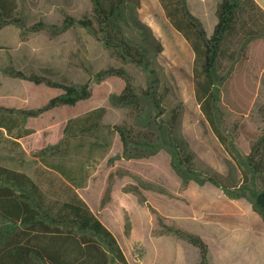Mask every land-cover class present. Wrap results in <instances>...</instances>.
Returning <instances> with one entry per match:
<instances>
[{
	"label": "trees",
	"instance_id": "obj_1",
	"mask_svg": "<svg viewBox=\"0 0 264 264\" xmlns=\"http://www.w3.org/2000/svg\"><path fill=\"white\" fill-rule=\"evenodd\" d=\"M90 2L91 11L81 17L66 14L60 23L37 21L27 29L32 32L45 30L55 38L71 28H83L121 65L102 68L81 83L27 73L12 64L2 68L7 76L62 90L39 107H0V112L20 116L22 123L28 117L39 116L57 106L75 105L90 98L92 81L104 86L107 100L106 104L67 119L63 125L42 131L50 137L60 128L61 136L57 140L44 141L38 134L34 137L33 157L68 182V197L50 198L26 171L0 163V264H129L113 232L75 189L87 184V178L97 166L98 156L111 147L113 134L120 140L121 152L109 157L107 163L149 158L164 151L183 188L192 182L212 184L230 199L245 198L264 221V128L259 132L252 131L243 121L235 120L230 132L226 131L221 105L222 91L236 75V59L245 56V47L241 46L239 54V50L228 49V41L240 29L249 43L264 37V10L255 0H219L215 8L216 23L212 33L207 35L202 22L188 8L187 0H158L166 18L193 51L195 99L214 135L232 158L227 172L223 173L204 160L184 135L185 104L175 93V86L164 74L159 61L163 43L150 25L139 17L141 0ZM17 7V0H0V28L15 24L23 29V38L27 16H19ZM225 59L230 60L228 66L222 64ZM125 65L140 72L141 83ZM249 89V83H245L240 95L249 97ZM243 104L248 107L249 103ZM109 107L122 110L125 119L111 125L103 123ZM259 110L264 113V106ZM4 119L0 113V127L10 131L3 124ZM104 128L108 141H101L95 135ZM33 132L26 130L24 134ZM238 134L249 140L244 154L233 139ZM18 136L22 135L18 133ZM15 144L11 149L22 156L25 151ZM126 174L130 173L118 170L109 174L102 204L111 200L115 176ZM257 178L261 188L255 185ZM147 189L164 192L161 187L140 179L122 187L123 192L132 193L149 212L153 224L151 234L172 235L185 240L199 250V260L193 264H214L209 260V247L204 238L181 227L175 218L162 214L148 200L144 192ZM130 229V219L126 215V236L130 235Z\"/></svg>",
	"mask_w": 264,
	"mask_h": 264
},
{
	"label": "rangeland",
	"instance_id": "obj_2",
	"mask_svg": "<svg viewBox=\"0 0 264 264\" xmlns=\"http://www.w3.org/2000/svg\"><path fill=\"white\" fill-rule=\"evenodd\" d=\"M218 1L187 0L188 8L202 22L207 35L212 33L216 23L215 8ZM17 4L19 16H27L26 28L23 31L27 39H20L22 37V28L15 26V24L11 25L5 41L8 50H0V63L7 59L5 57L10 52L15 66L28 73L35 72L50 76L58 81L75 83L86 81L91 73L102 68L111 65H121L119 61L108 54L101 42L94 39L83 28H71L55 38H51L45 30L32 32L27 29L28 26L37 21H43L48 24L60 23L66 14L81 17L91 11L92 4L90 0H17ZM138 13L140 19L150 25L155 35L163 43L164 49L159 55V61L163 66L164 74L174 84L175 93L185 104L183 118L184 135L193 149L204 160L217 170L226 173L228 162L232 161V158L214 135L195 99L192 77L194 54L191 47L183 36L173 28L158 0H141ZM16 32L17 36L15 35ZM244 38L245 33L240 29L239 32L232 35L227 44L228 49L239 50V54L241 53V46L242 48L245 47V56L241 59L239 57L236 59L238 61L234 67V74L236 75L232 80H229V85L222 91L221 105L225 116L223 128L229 132L235 120L243 121L252 131L259 132L264 128V113L259 110L260 107L264 106V37L255 39L251 43ZM222 64L228 66L230 60L225 59ZM125 67L135 75L139 83L142 82L141 74L138 70L129 65H125ZM0 79L6 78H2L0 73ZM245 83H249L251 93L249 97L240 95V92H242L240 89L245 88ZM0 88L5 95L4 98H8L13 86L10 83H3ZM17 88L19 87L15 89ZM235 90L236 93L234 92ZM237 90L239 93H237ZM106 94L107 92L102 84L92 81L91 100L98 97L99 100L96 103L100 105L104 102ZM243 103H249L248 107L245 106L247 104ZM124 119L125 116L122 110L109 107L108 113L103 118V123L111 125L120 123ZM4 120H6V117ZM95 135L101 141L109 140L105 128L98 130ZM114 137L115 134L112 135L113 139ZM233 139L236 147L244 154L249 147V140L241 134L236 135ZM2 141H0L1 164L26 171L33 179L39 182L41 188L50 198L61 199L68 197L66 182L59 174L48 171V175H44L43 172L40 173L38 170V162L32 155L33 151H35V146H33L34 138L26 144L27 151L22 155L24 160L22 163L11 158L13 154H10L9 147ZM118 149L111 145L103 155L98 156L97 165L101 163L99 169L105 176L116 173L118 170L125 171L124 167L129 164L124 160H115L112 164L107 163V159L117 154ZM151 159V161L141 162V164L134 166V168L141 170L143 173H148L151 180H144L140 175L133 173L126 174L125 177L117 175L114 179L115 183L118 182L119 184L116 185V189H112L109 207L106 208V204H100L102 216L105 217L107 215L110 220L114 221L115 224L117 223L116 228L112 229L110 227V229L125 253L129 254L130 261L134 262V259L138 261L144 248L142 245L132 242L130 235L126 236L123 233L122 227L125 222V216L127 215L129 219H133L145 242L146 238L149 239L150 237L148 236L151 234V230L147 231L146 224L149 228L152 223L149 212L137 203L136 197L132 193H125L122 188H119L120 184L135 183L136 179L162 188L163 193L154 189L146 190L148 199L154 204L157 202L162 204L161 201L166 195L171 199L173 198V200L181 199L177 194L189 189L187 192L188 196L183 197V208L175 213L179 217V219L175 218L177 224L189 231L198 233L205 241L207 239L212 246L213 253L219 251L222 256L225 252L237 251V248L244 243L242 231H237L236 229L232 231L223 230L220 226L213 225V223L219 225V221L214 222V219L226 215L235 216V214H239V216L241 214L243 218H249L253 212L251 204L245 198H240L238 201L230 200L219 188L209 183L198 185L192 182L186 188H183L180 179L170 168L169 157L164 151L159 152L155 158ZM255 185L261 188L258 178L255 179ZM88 193L94 197L96 196L97 200L100 201L104 196L105 189L91 190ZM82 194L83 198L92 207L91 202L84 196L83 192ZM212 197L219 201L224 198L227 202H222L219 212L214 211L213 205H205ZM114 205H118L120 208H114ZM235 211L239 213H234ZM149 232L150 234H147ZM223 234L225 237H220ZM172 237H167L166 239L173 242L174 238ZM169 244V242H166L164 249L168 250L170 248ZM177 246L176 251L182 252L183 260L191 261L199 258L198 248L187 241L180 239ZM172 249H175L174 244Z\"/></svg>",
	"mask_w": 264,
	"mask_h": 264
},
{
	"label": "crops",
	"instance_id": "obj_3",
	"mask_svg": "<svg viewBox=\"0 0 264 264\" xmlns=\"http://www.w3.org/2000/svg\"><path fill=\"white\" fill-rule=\"evenodd\" d=\"M257 4L264 10V0H255ZM13 24H7L4 25L2 28H0V50H8L7 43L5 42L7 39V33L9 32L10 26ZM16 26V25H15ZM17 36V32L15 33ZM21 40H26L27 38H20ZM7 59H4L2 63H0V73L2 75V78L6 79H0V87L3 83H10L11 86H13L12 91L9 93L8 98H4V94L2 89L0 88V107H7V108H15V109H27V108H34L39 107L47 102V100L55 95H58L62 92L61 89L50 87L45 84H35L31 81L21 79V78H14L5 75L2 72V68L5 67L8 64H12L15 66L12 58V54L8 52ZM17 69H21L17 66H15ZM23 70V69H21ZM24 71V70H23ZM26 72V71H25ZM28 73V72H27ZM25 82V83H24ZM103 86V85H102ZM16 87H19L15 89ZM104 87V86H103ZM36 93V94H35ZM97 99H92L91 97L85 100L78 101L75 105H61L57 106L51 110H48L44 112L43 114L36 116V117H28L24 123L21 122L20 116L17 114H11V113H4L0 112L1 115L6 120L3 122L6 128H8L10 131L6 130L3 127H0V139L5 140V144L9 147L10 154L12 155V159L17 161H22L23 156L21 157L18 152L11 149L14 147L15 142L18 143L23 151H27L26 144L29 140L33 139L37 134L38 137L43 138L44 141L53 142L60 138L61 132L60 128H58V131L56 134H52L50 137L42 134V131L48 128H54L58 127L60 125H63L67 119L83 114L84 112L106 104L107 95L104 100V102L100 105H98L96 102ZM26 130H34L33 133L30 134H24ZM18 133H20L22 136H18ZM112 147H120L117 150V154L121 152V143L117 135H115ZM16 154V155H15ZM10 156V155H9ZM157 156V155H156ZM156 156H152L149 158L144 159H131V160H124L125 162H128L127 166L124 167L125 171H128L129 173L138 174L140 175L144 180L148 179L151 180L150 175L148 173H143L141 170H138L137 168H134L136 164H141V162H148L151 161V158H155ZM103 159V158H102ZM102 161V160H100ZM38 162V170L43 172L44 175H48V171L50 170L47 168L41 160L37 159ZM101 163H99L90 174V176L87 178V184L84 187L75 188L76 192L80 195V197L83 198L84 196L87 197V199L91 202L92 207L89 205V207L97 214V216L100 218V220L110 229L117 227V223L115 224L114 221L110 220L107 215L104 217L102 216V211H100V204H102V198L100 201L97 200V197L90 195L88 192L98 191V189H106L108 185V178L109 175L105 176L103 172L99 169ZM54 172V171H53ZM57 173V172H55ZM58 174V173H57ZM126 175H123L122 177H125ZM44 177V176H43ZM119 180V179H118ZM67 182V181H65ZM68 183V182H67ZM119 183L113 184L112 189H116V185ZM125 185V183L120 184V189ZM200 190H208V189H200ZM189 189H185L183 193H178L177 196L181 199H171L168 195H166L163 200L161 201L162 204L159 202H155L158 209H160L161 213L165 216L174 217L179 219V217L175 214L176 211L183 208V197L188 196L187 192ZM146 194V190H144ZM97 195V193H95ZM167 194V193H166ZM147 195V194H146ZM113 199V195H112ZM150 201V199H148ZM215 199L214 197L210 198L209 202L205 205H213V209L216 212H219V207L222 206V202L227 203L224 198ZM229 200V199H228ZM232 200V199H230ZM233 200H239V199H233ZM110 202V201H109ZM109 202L106 203V208L109 207ZM151 202V201H150ZM179 202V203H177ZM138 203V202H137ZM186 203V202H185ZM139 204V203H138ZM243 204V203H241ZM140 205V204H139ZM114 208H120L118 205H114ZM112 207V208H113ZM234 213H239L235 211ZM214 222L219 221V225L216 223H213L215 226H220L223 230L232 231L233 229H236L237 231H242L244 236V243L241 247L237 248V251L234 250L233 252L228 251L223 253L221 256L219 251H216L213 253V249L211 244L206 239V242L208 243L209 251H208V257L210 262L214 264H264V221L261 219V217L255 213L254 211L251 213L249 218H243L240 214H235V216L226 215L221 216L214 219ZM131 223V229H130V239L132 242L142 245L143 253L141 256H139L138 261L134 259V262H131L129 259V254L127 255L125 253V256L129 262V264H193L199 260H191V261H185L182 258V252H177L176 249L178 248L177 243L180 241V239L176 237H172L169 235H161V236H155L151 235L150 232L147 234H150L148 237L149 239L142 238V234L140 233V230L136 228V224L134 223L133 219H130ZM152 225V223H151ZM151 225H149V228L146 224L147 231L151 230ZM226 227V229H225ZM111 230V229H110ZM123 233H124V225L122 227ZM167 237L174 238V241L167 240ZM225 237L224 234L223 236ZM169 242L168 250L164 249L165 243ZM120 244V243H119ZM174 244L175 249H172ZM128 248V246H127ZM123 249V248H122ZM215 250V249H214Z\"/></svg>",
	"mask_w": 264,
	"mask_h": 264
}]
</instances>
